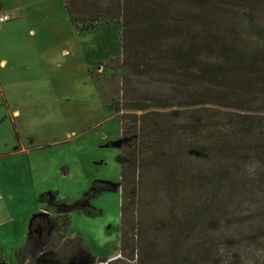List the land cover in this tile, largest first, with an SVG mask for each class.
<instances>
[{"label": "trees", "instance_id": "16d2710c", "mask_svg": "<svg viewBox=\"0 0 264 264\" xmlns=\"http://www.w3.org/2000/svg\"><path fill=\"white\" fill-rule=\"evenodd\" d=\"M61 2L78 32L119 23L121 55L111 61L121 67L123 94L111 109L144 112L138 125L120 117V255L138 253L143 264H203L204 232L223 224L212 211L247 187L243 203L252 210L238 216L223 240L232 250L225 264H239L243 240L260 233L255 261L264 264V183L244 169L247 158H264V21L257 15L264 0ZM140 84L166 88L136 95ZM142 170L137 184L152 191L154 206L147 214L157 216V204L164 208L150 235L126 229L123 215ZM106 189L93 182L77 200L79 210L95 216L86 202ZM61 208L31 216L25 242L14 251L17 264H114L116 258H96L83 238L67 237L70 216ZM163 228L172 234L161 236ZM0 264H6L1 248Z\"/></svg>", "mask_w": 264, "mask_h": 264}, {"label": "rangeland", "instance_id": "374dc122", "mask_svg": "<svg viewBox=\"0 0 264 264\" xmlns=\"http://www.w3.org/2000/svg\"><path fill=\"white\" fill-rule=\"evenodd\" d=\"M260 10L258 18L264 21V6ZM3 15L8 20L0 21V248L6 264H17L14 251L25 242L31 216L53 215L61 207L70 216L67 237L83 238L96 258L143 264L138 253L130 257L118 250L120 117L138 125L144 113L111 109L120 106L123 94L121 67L111 61L121 55L119 23L78 32L61 0H0ZM164 88L140 84L135 94ZM246 160L249 176L264 183L259 176L264 158ZM140 172L123 215L126 229L136 233L141 227L150 235L158 231L155 219L164 208L157 204V216L147 214L152 191L137 184L144 181V170ZM93 182L107 189L87 200L97 212L91 217L79 210L77 200ZM246 188L234 190L212 211L223 224L204 232L203 264H210L213 256L217 264L228 260L232 250L223 240L244 212L252 210L243 203ZM42 195H48L45 203L39 201ZM163 229L161 236L172 234L171 228ZM261 235L243 240L239 264H260L255 260L263 249Z\"/></svg>", "mask_w": 264, "mask_h": 264}, {"label": "built area", "instance_id": "2783aa9c", "mask_svg": "<svg viewBox=\"0 0 264 264\" xmlns=\"http://www.w3.org/2000/svg\"><path fill=\"white\" fill-rule=\"evenodd\" d=\"M8 20V17L3 15V16H0V21H6Z\"/></svg>", "mask_w": 264, "mask_h": 264}, {"label": "crops", "instance_id": "0c3cea01", "mask_svg": "<svg viewBox=\"0 0 264 264\" xmlns=\"http://www.w3.org/2000/svg\"><path fill=\"white\" fill-rule=\"evenodd\" d=\"M23 150H25V148H23ZM23 150H22V151H23ZM43 210H44V209H43Z\"/></svg>", "mask_w": 264, "mask_h": 264}]
</instances>
